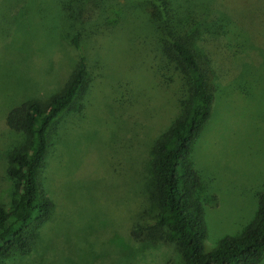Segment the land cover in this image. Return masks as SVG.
<instances>
[{
  "label": "rangeland",
  "instance_id": "1",
  "mask_svg": "<svg viewBox=\"0 0 264 264\" xmlns=\"http://www.w3.org/2000/svg\"><path fill=\"white\" fill-rule=\"evenodd\" d=\"M165 1L173 28L192 38L204 28L224 32L242 64L239 76L217 84L191 155L204 250L256 221L264 193V37L255 47L212 9L221 0H99L100 10L84 19L79 0H0V203L7 209L18 197L6 173L8 155L27 139L5 126L6 112L61 92L80 54L87 66L83 92L48 130L38 182L52 215L31 234L26 252L13 251L0 264L182 262L175 243L148 228L157 210L155 144L180 117L191 87L185 70L161 52Z\"/></svg>",
  "mask_w": 264,
  "mask_h": 264
},
{
  "label": "trees",
  "instance_id": "2",
  "mask_svg": "<svg viewBox=\"0 0 264 264\" xmlns=\"http://www.w3.org/2000/svg\"><path fill=\"white\" fill-rule=\"evenodd\" d=\"M83 19L100 10L99 0H79ZM167 14L160 33L164 56L174 59L190 79V95L182 113L156 142L152 170L153 196L157 210L149 229H155L167 242L175 243L180 254L178 264H261L264 257V193L259 197L256 221L240 236L221 238L211 251L204 250L207 228L203 204L194 190L200 177L191 162L194 146L211 116L217 84L228 83L242 71L239 54L229 46L224 32L204 28L187 37L173 28L176 19L167 2ZM246 31L255 47L264 37V0H226L212 4ZM86 19V18H85ZM71 42L79 49L77 36ZM87 83L85 57L80 54L76 68L61 92L46 101L24 100L11 106L5 126L25 136L26 143L8 155L7 175L14 181L18 197L11 208L0 203V260L13 251H27L31 234L52 215V203L42 194L38 175L49 150L48 130L55 119L80 96ZM81 107V104H80ZM79 107V108H80ZM144 227L134 229L138 236ZM72 248L62 251L69 254Z\"/></svg>",
  "mask_w": 264,
  "mask_h": 264
}]
</instances>
